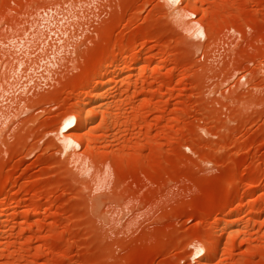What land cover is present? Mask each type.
I'll return each instance as SVG.
<instances>
[{
	"label": "rangeland",
	"instance_id": "374dc122",
	"mask_svg": "<svg viewBox=\"0 0 264 264\" xmlns=\"http://www.w3.org/2000/svg\"><path fill=\"white\" fill-rule=\"evenodd\" d=\"M0 264H264V0H0Z\"/></svg>",
	"mask_w": 264,
	"mask_h": 264
},
{
	"label": "bare ground",
	"instance_id": "6f19581e",
	"mask_svg": "<svg viewBox=\"0 0 264 264\" xmlns=\"http://www.w3.org/2000/svg\"><path fill=\"white\" fill-rule=\"evenodd\" d=\"M185 1V0H184ZM187 16V15H186ZM204 33V29H203V32H202V29H200V28H197L196 29V34H199V35H202ZM205 35V34H204ZM140 72H141V70H140ZM127 73L129 74L130 73V70L128 69L127 70ZM95 79V78H94ZM96 81H91L90 83H89V86L91 85V89H89V96H87V98L89 99H91V107H90V109L88 110V112H87V110H86V114H85V111H84V116H81V117H83L82 119L80 118V116H79V118L81 119V120H79V123L77 124L76 123V117H73V118H69V119H67L66 121H64V123L62 124V126H61V132H60V134L62 135V139H61V141L60 142H62V144L64 145V146H69V145H78V143H77V141L76 140H78V139H76V140H74L73 138H74V136H73V138L69 135L70 133H69V131L70 130H72V128H76V129H82V128H84L85 127V125L88 123V114H90V112H93L94 111V107H95V105H96V97H97V79H95ZM99 80V79H98ZM101 81H99V83H100ZM99 85V84H98ZM110 85V84H109ZM106 86H108V85H106ZM105 86V87H106ZM90 88V87H89ZM107 88H110V86L109 87H107ZM106 88V89H107ZM108 90V89H107ZM105 91V90H104ZM90 99H89V101H90ZM80 105V104H79ZM78 105V106H79ZM78 106H77V108H78ZM83 106V105H82ZM97 106V108L99 107V105H96ZM80 108H81V106H80ZM80 108H78V109H80ZM83 108V107H82ZM81 108V109H82ZM97 108H95V109H97ZM81 109H80V111L79 110H77L78 112H77V114H79V113H81ZM83 110V109H82ZM94 114V113H93ZM80 115V114H79ZM92 116V115H91ZM91 116H90V118H91ZM89 118V119H90ZM91 121V120H90ZM89 121V122H90ZM84 129H86V127L84 128ZM71 132V131H70ZM66 133H69V134H66ZM85 134V133H84ZM85 135H83L82 137H84ZM87 136V137H86ZM84 138H88L89 136L88 135H86ZM59 138V137H58ZM90 138V137H89ZM82 139V141H85V140H83V138H81ZM80 139V140H81ZM89 140V139H88ZM87 141V140H86ZM85 141V142H86ZM79 142V141H78ZM88 142V141H87ZM79 145H81V142L79 143ZM63 147V146H62ZM77 148V147H76ZM80 148V147H79ZM230 233H232V232H230ZM211 248V249H210ZM210 248H208L207 250L209 251L208 252V254H210V256L212 257L213 256V254L215 253L216 254V251L212 248V247H210ZM209 257V256H208Z\"/></svg>",
	"mask_w": 264,
	"mask_h": 264
}]
</instances>
